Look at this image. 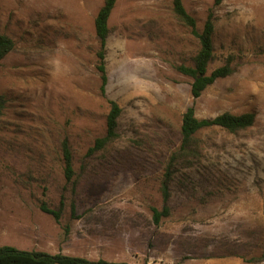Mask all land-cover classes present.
Instances as JSON below:
<instances>
[{"label":"rangeland","instance_id":"1","mask_svg":"<svg viewBox=\"0 0 264 264\" xmlns=\"http://www.w3.org/2000/svg\"><path fill=\"white\" fill-rule=\"evenodd\" d=\"M173 1L116 0L102 96L95 19L105 0H0V34L15 42L0 62V247L128 264H264V0H182L199 30L214 16L209 71L233 69L197 99L176 66H193L199 42ZM109 101L122 109L118 138L92 154ZM192 106L198 119H256L237 133L200 131L199 156L176 163L165 204L161 181ZM62 201L60 222L41 209ZM165 205L170 215L156 224L152 209Z\"/></svg>","mask_w":264,"mask_h":264},{"label":"trees","instance_id":"2","mask_svg":"<svg viewBox=\"0 0 264 264\" xmlns=\"http://www.w3.org/2000/svg\"><path fill=\"white\" fill-rule=\"evenodd\" d=\"M225 0H215V5L219 6ZM116 0H105L103 6L99 10L95 19V32L99 40L100 48L97 52L98 71L101 78L100 92L102 96H106L108 85V73L106 65V47L110 34L109 19L115 7ZM173 11L176 17L186 27L190 29L191 34L199 42V50L193 59V66L181 64L176 69L183 75L190 77L191 93L197 99L203 95L207 88L214 85L218 80L226 78L233 73L230 62L225 65L209 71V66L214 59V34L215 20L213 14H210L204 24L202 30L197 27L196 19L187 11L182 0L173 1ZM15 48V42L12 38L5 34H0V62ZM6 99L0 94V119L4 115L6 109ZM110 111L107 115V132L106 135L98 138L95 145L90 149V153L94 154L103 150L108 144L118 138V120L121 116L122 109L115 101H109ZM256 115L254 113L233 114L223 113L212 119H198L194 106L189 107L182 116L181 124V144L176 152H174L167 163L163 178L161 181V193L164 203L166 204L170 198V183L174 174V166L179 159L197 158L199 149L196 143V135L205 129L219 127L231 133H237L252 127L255 123ZM62 155L64 162V174L67 181H71L75 175L73 166V154L69 141L65 139L62 142ZM65 202L62 201L58 210L51 209L47 204H42L41 209L48 214L54 216L57 222H60ZM153 220L156 224H160L162 218L170 215V208L164 206L162 211L153 208ZM75 213V208L73 209ZM69 233V227H66ZM0 264H128L126 262L116 263L106 260H89L83 257L69 256L62 253L49 254L41 251H25L13 246L0 247Z\"/></svg>","mask_w":264,"mask_h":264},{"label":"crops","instance_id":"3","mask_svg":"<svg viewBox=\"0 0 264 264\" xmlns=\"http://www.w3.org/2000/svg\"><path fill=\"white\" fill-rule=\"evenodd\" d=\"M234 264H242V263H239V262H234Z\"/></svg>","mask_w":264,"mask_h":264}]
</instances>
